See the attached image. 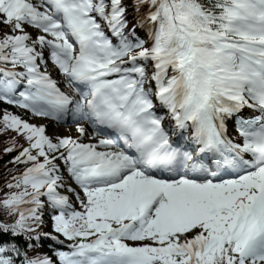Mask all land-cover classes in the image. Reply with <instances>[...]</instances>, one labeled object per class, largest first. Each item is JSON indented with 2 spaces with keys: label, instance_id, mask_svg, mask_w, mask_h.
I'll return each instance as SVG.
<instances>
[{
  "label": "snow or ice",
  "instance_id": "6c2138e0",
  "mask_svg": "<svg viewBox=\"0 0 264 264\" xmlns=\"http://www.w3.org/2000/svg\"><path fill=\"white\" fill-rule=\"evenodd\" d=\"M0 104V264H264V0H0Z\"/></svg>",
  "mask_w": 264,
  "mask_h": 264
},
{
  "label": "trees",
  "instance_id": "16d2710c",
  "mask_svg": "<svg viewBox=\"0 0 264 264\" xmlns=\"http://www.w3.org/2000/svg\"><path fill=\"white\" fill-rule=\"evenodd\" d=\"M5 108L7 109V111L13 110L8 105L0 104V111L4 110ZM10 137H11L10 134L4 135V136H0V184L3 183V181L7 178L8 174L10 172L15 170L13 168V169H10L9 172L7 171L10 167L13 166V164L9 163V161L14 156V154H8V155H4L3 154L4 147L11 143ZM21 142H22V140L17 141V143H21ZM4 191H6L5 188H4ZM44 226H47V221L46 220H44ZM45 241L46 240L44 238H42V243H40L38 245V248H39V253L38 254H40V255H41L42 251H46L47 253H51L50 252V248L46 246ZM29 254L33 255V254H37V253L30 252Z\"/></svg>",
  "mask_w": 264,
  "mask_h": 264
},
{
  "label": "rangeland",
  "instance_id": "374dc122",
  "mask_svg": "<svg viewBox=\"0 0 264 264\" xmlns=\"http://www.w3.org/2000/svg\"><path fill=\"white\" fill-rule=\"evenodd\" d=\"M67 123H76V122H67ZM67 123H64L62 125H58L56 126V128L58 129V131H52L49 130V132L53 135V134H59V135H71V136H75V128H76V124L71 125L70 127L68 125H65Z\"/></svg>",
  "mask_w": 264,
  "mask_h": 264
},
{
  "label": "bare ground",
  "instance_id": "6f19581e",
  "mask_svg": "<svg viewBox=\"0 0 264 264\" xmlns=\"http://www.w3.org/2000/svg\"><path fill=\"white\" fill-rule=\"evenodd\" d=\"M249 110H246V112H248Z\"/></svg>",
  "mask_w": 264,
  "mask_h": 264
}]
</instances>
